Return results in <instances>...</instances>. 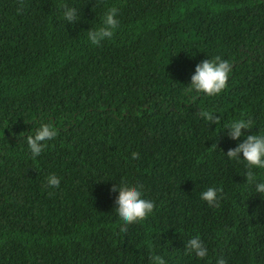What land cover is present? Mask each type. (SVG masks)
<instances>
[{
	"label": "trees",
	"instance_id": "16d2710c",
	"mask_svg": "<svg viewBox=\"0 0 264 264\" xmlns=\"http://www.w3.org/2000/svg\"><path fill=\"white\" fill-rule=\"evenodd\" d=\"M108 7L118 27L92 44ZM216 56L232 65L225 88L186 92ZM233 118L252 124L237 139ZM47 122L57 135L33 158ZM258 132L264 0H0V264H264V195L226 155ZM121 182L154 201L142 221H119ZM196 234L204 260L186 251Z\"/></svg>",
	"mask_w": 264,
	"mask_h": 264
},
{
	"label": "clouds",
	"instance_id": "9594fccd",
	"mask_svg": "<svg viewBox=\"0 0 264 264\" xmlns=\"http://www.w3.org/2000/svg\"><path fill=\"white\" fill-rule=\"evenodd\" d=\"M76 10L74 8H67L62 15L69 21L75 19ZM118 9L116 7H108L103 15L102 25L93 30H89L87 35L92 44H99L104 37H110L113 31L118 27ZM232 72V65L226 59H221L219 56L205 59L198 63L195 71L190 78V85L185 90L188 93H204L208 96L219 94L226 86L228 77ZM208 111H202L201 116L205 120L211 118ZM222 127L229 129L228 135L232 139H237L242 135V129L252 127L251 121L243 118H233ZM57 135V129L51 122L41 123L34 131L33 135L27 138L28 147L31 149L33 158L40 154L48 141L53 140ZM45 141L44 144H38V141ZM242 153V157L238 155ZM228 158L236 161H243L245 164V183L252 187L254 193L264 195V179H259L256 172L251 171L252 168L264 169V132L255 134H247L242 142H239L235 148L229 149ZM59 178L50 174L47 177V184L50 186H58ZM220 189L218 187H208L206 190L200 192V198L212 204L218 201ZM118 207L115 213L120 222L130 224L136 221H142L147 217L154 208V201L146 198L142 191L140 184H129L121 182L119 185V196L116 201ZM124 229H121L123 231ZM151 249L152 245L148 243ZM186 251L194 252L196 257L200 260L208 258L209 249L204 241L201 240L200 235H192L187 241ZM165 264L163 257L159 254L151 252L149 255V264ZM215 264H226L225 258L218 256Z\"/></svg>",
	"mask_w": 264,
	"mask_h": 264
}]
</instances>
